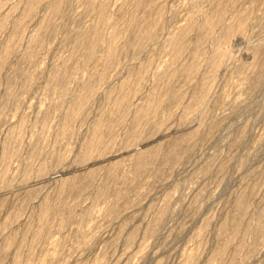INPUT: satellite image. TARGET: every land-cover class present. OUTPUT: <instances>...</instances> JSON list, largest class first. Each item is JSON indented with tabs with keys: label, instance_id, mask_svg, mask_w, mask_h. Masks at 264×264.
Here are the masks:
<instances>
[{
	"label": "rangeland",
	"instance_id": "obj_1",
	"mask_svg": "<svg viewBox=\"0 0 264 264\" xmlns=\"http://www.w3.org/2000/svg\"><path fill=\"white\" fill-rule=\"evenodd\" d=\"M28 1L0 0V55L10 40L16 44L0 70V264H14L15 252L17 264H264V231L246 230L264 205V0L225 5V23L243 15L248 19L243 35L231 41L205 102L187 115L201 74L189 85L177 76L172 89L180 90L179 102L166 100L158 109L156 120L173 114L165 120L164 131L155 133L149 123L142 127L144 140L131 147L132 114L162 83L160 74L170 56L168 37L190 16L212 11L216 1L154 0L149 14L162 11L157 35L138 52L118 39L106 68L104 46L82 68L77 43L93 27L103 0H59L57 12L48 19L52 0H43L25 20ZM105 1L112 20L133 9L135 2ZM21 19L18 28L15 21ZM35 34L39 41L33 43ZM189 36L194 41L197 32ZM211 43L203 45L206 57L216 46ZM183 59L190 60V52ZM206 68L204 62L201 72ZM100 76L90 101L64 133L61 125L72 98L96 85ZM136 77L141 80L130 112L103 134V143L112 148L108 160H81L91 127L100 118L107 120L119 83ZM62 84L68 93L60 97L56 89ZM183 116L189 118L181 124ZM192 132L184 143L186 151L173 156L179 160L156 161L136 181L118 176L130 170L137 150L162 143L160 152L168 153L173 141ZM112 161L119 162L115 178H110ZM45 164L51 166L48 173L38 175ZM241 197L246 201L240 205ZM45 199L54 211L45 223L48 233L35 238ZM67 206L74 208L64 222ZM224 224L229 229L220 231ZM231 227H238L236 236L231 237ZM7 238L10 247L4 248Z\"/></svg>",
	"mask_w": 264,
	"mask_h": 264
},
{
	"label": "bare ground",
	"instance_id": "obj_2",
	"mask_svg": "<svg viewBox=\"0 0 264 264\" xmlns=\"http://www.w3.org/2000/svg\"><path fill=\"white\" fill-rule=\"evenodd\" d=\"M153 1L154 0H135L133 9L121 15L118 19L112 20L109 14L107 13V3L105 0H103L99 4V7L96 10L97 11L96 19L93 24V27L88 33L82 34L79 42H77L78 47L81 49L80 51L83 52L82 68L84 67L83 65L89 62V60H91L95 56L97 48L99 46L105 47V51H106L105 58L106 59L104 61H105V68H106L110 64V61L113 59L114 52H115V42L120 38L124 39V45L126 48H129L134 52L141 51L147 45V43L151 41L157 35V31L162 24L161 9H158L157 12L154 13L153 15L149 14L148 7H149V4H151ZM215 1H216V6L213 8L212 11L208 13L197 12L196 14L190 16L185 25H182L174 34L168 37L167 45H168V53L170 56L167 61L165 70H163V72L160 74L163 78L162 83L158 82L160 84L158 85L159 87L153 89V91H151L150 94L147 95L146 99L136 109H134L132 118H133V122L135 123V128L131 130L132 132L128 136L127 140L129 142V146L130 144L133 146V144H137V143L139 145V142H142L144 140L145 132L142 127L149 125V123H153L152 126L154 127L155 133L161 134L164 131L165 129L164 127L166 126L165 120L170 119L173 114L172 112L171 113L168 112L166 114L165 120L163 118L162 120L161 119L156 120L157 115H158V109L160 108L159 106H161V104L164 103V101L166 100H172V101L174 100V102L176 103L179 102L180 96H181L180 90L172 89V82L177 76L181 75L182 77H184V82L187 84L188 83L190 84L193 80H195L198 77L199 74H201L200 75L201 82L193 94L192 104L186 107L185 112L187 115L191 116V114L194 113L195 110H197L196 107L198 108V106L201 103L205 102V99L210 94V91L212 90L211 88L212 82L217 76V72L220 71L219 69H221V65L223 61L229 55L228 47L231 41L235 37H240L243 35L245 25L248 19V16L244 17L243 15V16H240L234 19V21H232L231 24L225 23L224 21L225 5H227L230 2L236 1V0H215ZM42 2L43 0H29L26 13L24 15V19L32 15L33 12L36 11L37 7L40 4H42ZM59 6H60L59 0H52L49 2V9H48L49 11L46 16L47 19L51 16V14H54L57 12ZM139 10H145V11H143L144 13L142 15H138ZM24 19H21L17 22L15 21L16 27L19 28L22 25ZM2 26L3 24L1 23L0 27L2 28ZM108 27H110L109 30L107 29ZM191 31L197 32V38L194 41H192V39L189 36ZM208 40L209 41L211 40V42L214 43V45L216 46L212 49L211 56L209 55V57H206L205 56L206 50L203 45H205L204 43H206ZM30 41L33 43L38 42L39 37L37 36V34L33 35ZM15 45H16L15 41L14 39H12L4 47L5 50L3 51V54L0 55V70L1 68H3V65L6 63L7 61L6 59L8 58L9 54H11L13 50H15L14 49ZM187 52H190V60L183 59V56ZM204 62H206L207 68L204 69L203 72H201V66ZM149 63H150V60H148L143 65V69L145 67L147 69V66L150 65ZM255 65L256 64H254V66ZM254 66L253 68H255ZM140 68L142 67L140 66ZM67 69L64 68V72H66ZM67 72L71 73L70 71H67ZM67 72L66 74H68ZM160 75L158 76V78L160 77ZM102 77L101 76L98 77L97 81L94 83L96 85H93V83H91L93 85L92 87H88V89L86 88V91L72 98L73 102L67 107L65 114H64V118H63L64 121L62 120L63 125H61V127L64 133L69 132L67 129L70 128L69 126L70 123L68 122L71 121L73 118L77 117L83 111V108L90 101V97L92 93H94L93 90L96 88V86H98V84L103 79ZM139 80H141L139 77L138 78L136 77V79L128 78L119 83L117 87L118 95L112 98L111 105L109 106V109L106 113L108 117L106 118L107 120H105L104 118H100L91 127V130H90L91 139L89 140V142H87L88 144H86V149L82 155L81 160L85 162L95 160L93 164L108 160L107 154H110L108 152H110L109 150H111L112 148L110 149L111 145H109V143H106V144L103 143V134L104 132H107L113 129V127H115L121 121H124L126 114L130 112L132 108V103L130 102V99L133 95L137 93L139 89V83H140ZM65 85L62 84L56 89L60 97L68 93V88ZM188 118L186 116H183L180 119L181 124L182 123L184 124L188 120ZM152 120L153 122H151ZM68 126L69 128H66ZM193 134L194 132L187 135V137L185 136L184 138L180 140L178 139V140L173 141L171 144V150L169 149L170 151L168 153L166 152L161 153L162 151L160 152L161 150L160 145L162 143L161 144L157 143L156 146L150 149L137 150L132 158V164H131L130 170H128L127 172H123V173L121 172L118 176H120V178L125 179V180L127 179L131 181H136L137 178H139L142 174H144V172L148 168H150L151 164L154 165L153 163H155L156 161L165 162V160H169L171 159V157L173 159L177 158L176 160H179L177 156L176 157H173V156L175 155V153L176 155L179 156L186 151L187 147L185 144L188 138L192 137ZM7 154L9 155V153L6 152L5 155ZM113 158L114 157H110L109 160ZM118 167H119V162L117 161L110 162L109 164L110 178L117 177V175L115 174L116 173L115 171H117ZM50 168L51 166L49 167V165H46V164L43 165L42 168L39 170L38 175L44 176V174L48 173ZM92 172L93 171H91V173ZM89 175H92V174H89ZM67 181H68L67 179L64 180L62 184L65 185ZM70 183L72 182H68L67 184H70ZM62 188L60 189V191L63 193L64 189L62 191ZM105 189L106 187H104L103 185V187H101L98 190V194L100 196L101 194H104ZM122 195H119V196H122ZM48 201L49 200L45 199L41 204L40 214L38 217L39 225L37 224L38 228L35 231V238H38L42 234H45V232H47L48 230V227L45 225V223H46L48 216L54 211L53 210L54 206L50 205ZM245 201H246V197H241L239 199L238 204L241 205L243 202L245 203ZM249 205H246L245 212L248 210ZM73 208L74 206L68 207L67 214L64 218H62V221L65 222L67 221V219L70 218V214ZM88 212H90L88 211V209L83 211V213L85 214H88ZM250 223H248L247 225L245 224L247 232L249 231L250 233L253 234V233H260L264 231V205H263V208H261L257 214L256 223H254V225ZM238 227H234V228L231 227L230 229V232L232 234L231 237H233V235L235 234H238L237 233ZM225 229H229V228L225 225L220 231H224ZM10 243H11V239H8L5 243L6 247L4 248H7ZM227 245L228 244H226V246L222 249L219 255L221 257L220 259L223 258L222 256L224 255L227 249L226 248ZM238 246H240V243ZM13 259H14L13 260L14 264H17L19 262L20 259H19L18 252H15ZM221 261L222 260H220V262Z\"/></svg>",
	"mask_w": 264,
	"mask_h": 264
}]
</instances>
